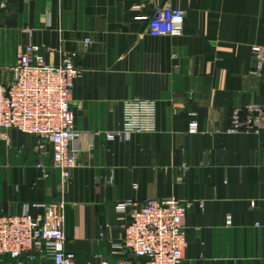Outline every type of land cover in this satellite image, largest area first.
<instances>
[{"label":"crops","instance_id":"crops-1","mask_svg":"<svg viewBox=\"0 0 264 264\" xmlns=\"http://www.w3.org/2000/svg\"><path fill=\"white\" fill-rule=\"evenodd\" d=\"M165 6L185 12L181 37L147 34ZM254 46L264 48V0H0V84L28 47L54 64L71 56L80 135L77 167L62 183L49 159L47 178L37 169L38 138L0 132V215L36 219L62 201L76 264H115L110 243L129 221L116 204L176 200L191 205L181 264H264V126L227 132L232 110L264 112ZM133 98L154 102V132L109 140Z\"/></svg>","mask_w":264,"mask_h":264},{"label":"built area","instance_id":"built-area-1","mask_svg":"<svg viewBox=\"0 0 264 264\" xmlns=\"http://www.w3.org/2000/svg\"><path fill=\"white\" fill-rule=\"evenodd\" d=\"M185 12L165 6L157 8L148 19L147 34L153 38L183 35ZM252 75L264 77V48H251ZM13 80L0 84V132L10 130L39 139L35 148L44 178L48 168L67 183L77 167L80 137L74 125L71 94L79 70L71 56L59 64L45 60L37 48L20 52L11 68ZM155 104L133 98L122 102L121 128L108 134L109 140H127L133 134L155 130ZM264 126V112L259 105H247L230 112L228 134H251ZM198 125L189 124L188 133L196 134ZM49 159L48 168L42 160ZM191 207L176 200L147 199L141 204L124 201L116 204L119 214L127 215L123 236L110 243V257L115 264H181L186 249L185 216ZM43 216L28 214L0 215V264H76L74 254L66 251L62 201L42 205ZM230 218L227 225L230 226ZM102 235H99L101 238ZM103 259L101 264H108Z\"/></svg>","mask_w":264,"mask_h":264}]
</instances>
